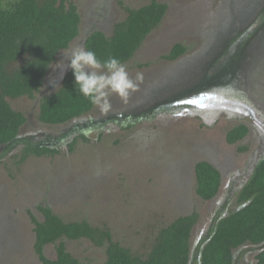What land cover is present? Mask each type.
Wrapping results in <instances>:
<instances>
[{
  "label": "rangeland",
  "instance_id": "374dc122",
  "mask_svg": "<svg viewBox=\"0 0 264 264\" xmlns=\"http://www.w3.org/2000/svg\"><path fill=\"white\" fill-rule=\"evenodd\" d=\"M71 1L81 14L80 35L58 54L35 97H8L14 109L32 120L35 117L24 126V135L34 130L59 135L68 124H45L38 117L39 107L33 109L38 97L41 100L55 91L49 86L56 76L63 78L67 71L64 52L94 30L112 35L115 24L127 17V7L152 0ZM158 1L167 4L166 15L125 63L136 89L126 98L110 93L108 110L94 105L84 115L107 117L104 125L86 130L87 139L75 135L73 149L66 144L54 156L33 155L20 161V147L4 155L0 162V264H43L35 249L33 221V216L44 218L40 205H49L66 221L87 219L107 226L114 240L143 255L162 226L198 211L191 239L194 255L216 219L241 206L243 173L251 158L264 154V31L233 79L228 73H217L224 66L225 57H220L226 39L236 35L240 26L246 30L262 23L264 0ZM177 43L186 47L184 54L175 60L166 58ZM138 74L142 79H137ZM197 87L204 94L201 100H188L196 101L192 107L171 100L168 109L160 110L163 104L157 103L167 100H150L155 95L175 97L181 90ZM135 108L142 111L132 120L117 118ZM151 108H158V113L143 117L144 110ZM240 123L249 128V134L229 142L228 132ZM200 160L210 161L222 174L220 191L210 200L196 192L194 168ZM64 242L83 264L106 260V248L88 238H64ZM245 250L237 248L235 254ZM46 254L57 257L55 243L47 245Z\"/></svg>",
  "mask_w": 264,
  "mask_h": 264
},
{
  "label": "trees",
  "instance_id": "16d2710c",
  "mask_svg": "<svg viewBox=\"0 0 264 264\" xmlns=\"http://www.w3.org/2000/svg\"><path fill=\"white\" fill-rule=\"evenodd\" d=\"M167 9V4L158 0L127 7V17L115 24L113 34L92 32L86 39V48L94 50L101 61L114 56L124 64L159 26ZM80 24L78 6L71 0H0V145H5L4 151L22 141L18 134L26 122L25 114L14 109L8 97L36 96L58 54L69 48L79 35ZM185 50L183 44L177 43L166 58L174 59ZM39 107L40 121L60 124L89 112L94 105L78 92L70 69L56 91L42 96ZM248 131L245 124L236 125L228 132V141L238 142ZM82 137L87 139L85 134ZM74 144L75 141L71 149ZM58 151L56 147L26 141L20 161L31 154L40 156ZM195 170L197 194L204 200L214 198L222 182L219 169L201 160ZM238 200L241 206L216 219L194 255L191 239L199 220L198 211L181 215L162 226L150 250L143 255L114 240L109 227L93 225L87 219L66 221L49 205L39 206L42 220L33 216L35 249L43 264H83L68 250L64 238H88L106 248L103 264H191L192 261L195 264H233L235 249L245 244H264V157L239 191ZM51 243L56 244V258L46 254V247ZM255 264H264V248Z\"/></svg>",
  "mask_w": 264,
  "mask_h": 264
},
{
  "label": "flooded vegetation",
  "instance_id": "af4514ba",
  "mask_svg": "<svg viewBox=\"0 0 264 264\" xmlns=\"http://www.w3.org/2000/svg\"><path fill=\"white\" fill-rule=\"evenodd\" d=\"M261 11H262V14H263L261 16V18H260V20L262 21V23H260V25L257 26V28H249V29L244 30L243 29L244 27L240 26L238 29H236V35L234 34L233 37L229 36L226 39L227 40V43H226L225 48L222 51V55L220 57V58H224L225 57V61L222 62L224 64V66L222 67V70L219 71L217 74H220V73H228V75H231L230 78H232V77L234 78L237 75L236 74V70L239 68V64L241 63L243 57H246V55H248L249 51H251L252 48H256V46L258 44V41L260 39L257 35L261 31L262 32L264 31V8L261 9ZM241 20H244L245 21L246 18L245 17H242ZM246 24H248V23H246ZM97 30H100V29H97ZM97 30H94V31H97ZM100 31H103V30H100ZM79 35H80V33H79ZM87 37H84L83 40L80 41V43L78 45H83V46L86 47V39H87ZM231 39H233V42L230 45H228L229 42L231 41ZM74 47H76V46L74 45ZM183 54L179 55L178 57L182 56ZM217 56H219V55H217ZM178 57H176L174 59H170V60H175ZM214 62L216 63V62H220V61L217 60V59H214ZM65 67L67 68V66H65ZM70 69H71L70 67L67 68V71L64 73L63 78H61V75H57L56 76V79L54 80V82H52L50 84L49 87L50 88L56 87V89H55V91H56L61 86V84L63 82V79H64L66 73ZM215 76L216 75H214V76H207V78L210 79V78H213ZM203 79H206V76H204ZM202 90L203 89H201V87L191 88V89H187L186 91L181 90L180 92L177 93V95L175 97H167V98L165 97V98H163L161 96H156L155 95V97L151 98L150 100H167V101H165L163 103H161V102L157 103V104H160V106L163 104V106H161L160 108L158 107V108L160 110H164V109H168L170 107L171 100H172V103L173 102L175 103L176 101H185V102H188L189 103V101H191V99L201 97V95L204 94V93H202ZM40 97H38L35 100L36 103L33 106V109H35V107H39V105H40V100H39ZM198 100H201V98H199ZM195 102H196L195 100H192V103H189V107H192L193 105H195ZM185 105L187 106V104H185ZM158 108L157 109H152L151 108V109H149V111L146 110V109L145 110L143 109L144 112H145V115L143 117L150 116L151 115L150 114L151 112H153V114L158 113V111H159ZM133 111L132 112H126V113L125 112H122V113H120V115L117 118L119 120H126V121L127 120H132V117L135 116L134 114H136V112H141L142 110L135 108ZM89 112H87V113H89ZM87 113H85V114H87ZM85 114H83V115H81L79 117L73 118V119H71L69 121H66L64 123H60V124H48V125H64V124L68 123L67 126L64 128V130H62V132L59 135L51 134L49 132H44V131H41L40 132V130H34L33 132H31L29 134H26V135L22 134L21 131L24 129V126L29 121L32 120V117L31 116L26 117V122L21 126V128L19 130V134H18V137L22 141L19 142V143H17L16 146H14L12 149L8 150L7 152L4 151V148H3V150L0 152V154H1V156H0V162L3 159L4 155H7V154H9L10 152H12L14 150L17 151L19 147H20V151L22 152L23 151V147L26 145V141H31V142H34V143H40L41 145L46 144V145H49V146L58 148L59 151L57 153H55V154H43V155H40V156H54V155H56V154H58L60 152V148L62 146L68 144V146L70 147V145L74 141H76L75 135L79 134L81 136V138H83L82 137V134H84L86 130H89V128H93V127L103 126L104 123H105V121L107 120V117H103V118H100V119H96V118H85L84 117ZM34 118H33V120H34ZM33 120H32V122H33ZM123 124H126V123L123 122ZM248 134H249V131H248L247 135ZM243 139H241V140H243ZM33 155L34 156H37L35 154H31L26 159H28L30 156H33ZM263 157H264V154L262 156H258V157L256 155V156H254L253 158L250 159V161L248 162V167H247L246 171L243 173L244 174V179L241 180L240 190L248 182V180L250 179L252 173L254 172L255 166L257 165V163ZM24 161H26V160H24ZM194 173H195V176H196V170L194 171ZM221 177H222V174H221ZM221 185H222V182H221ZM218 193H217V195H218ZM243 248H246L245 252L244 253L242 252V254H240V253L239 254H235V258H234L233 264H255L256 261H257V255L262 250V245L245 244L243 246ZM242 257L244 258V260H242ZM191 264H195V262L192 261Z\"/></svg>",
  "mask_w": 264,
  "mask_h": 264
},
{
  "label": "clouds",
  "instance_id": "9594fccd",
  "mask_svg": "<svg viewBox=\"0 0 264 264\" xmlns=\"http://www.w3.org/2000/svg\"><path fill=\"white\" fill-rule=\"evenodd\" d=\"M68 66L73 70L78 92L102 111L108 110L110 93L127 97L137 84L129 77L127 66L112 56L101 61L94 50L83 45L64 52ZM137 79H142L138 74Z\"/></svg>",
  "mask_w": 264,
  "mask_h": 264
},
{
  "label": "water",
  "instance_id": "95a60500",
  "mask_svg": "<svg viewBox=\"0 0 264 264\" xmlns=\"http://www.w3.org/2000/svg\"><path fill=\"white\" fill-rule=\"evenodd\" d=\"M5 145H0V152L2 151V149L4 148ZM264 248V244H262V249Z\"/></svg>",
  "mask_w": 264,
  "mask_h": 264
}]
</instances>
